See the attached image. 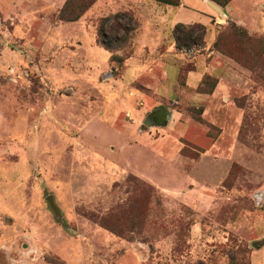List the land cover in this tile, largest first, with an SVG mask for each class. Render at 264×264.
I'll use <instances>...</instances> for the list:
<instances>
[{"label":"rangeland","instance_id":"1","mask_svg":"<svg viewBox=\"0 0 264 264\" xmlns=\"http://www.w3.org/2000/svg\"><path fill=\"white\" fill-rule=\"evenodd\" d=\"M65 2L0 0L12 8L0 10V264H251L254 249L264 257V55L251 59L264 35L241 27L250 40L238 47L234 23L218 29L231 86L213 125L203 108L128 75L136 32L123 49L100 44L98 24L115 13L94 2L62 22ZM188 47L191 56L177 49L181 86L205 51ZM207 77L201 90L217 81ZM153 101L173 115L169 126L144 124Z\"/></svg>","mask_w":264,"mask_h":264},{"label":"crops","instance_id":"2","mask_svg":"<svg viewBox=\"0 0 264 264\" xmlns=\"http://www.w3.org/2000/svg\"><path fill=\"white\" fill-rule=\"evenodd\" d=\"M207 1L213 2L179 0L178 6H171L151 0H95V5L97 8L105 6L104 11L107 13L129 12L138 21L136 50L134 57L127 61V73L130 77H146V82H143L146 89L159 97L165 95L171 102L182 107L203 108V117L209 116L208 122L217 125L215 111L221 109L220 99L229 102L231 86L228 72L224 73L230 61L219 55L213 47L218 29L232 22L251 35H264V0H222L223 6L213 2L222 9L225 17L216 14ZM0 10L8 13L12 8ZM24 12L28 15L26 11ZM178 24H199L205 29V51L192 58L194 69L187 73L183 86L176 82L182 58L177 52L173 37L174 27ZM163 44L165 47L158 53ZM143 53H149L145 63L140 60ZM204 76H214L217 80L211 94L197 91ZM159 106L160 102L155 101L153 108H163ZM172 117L170 114V120ZM236 118L237 114L236 116L232 114L225 122L230 134L237 125ZM188 121L190 120L187 119L186 123ZM168 123L166 126H169ZM223 131L225 133V128ZM261 253L254 249L251 264H264Z\"/></svg>","mask_w":264,"mask_h":264},{"label":"trees","instance_id":"3","mask_svg":"<svg viewBox=\"0 0 264 264\" xmlns=\"http://www.w3.org/2000/svg\"><path fill=\"white\" fill-rule=\"evenodd\" d=\"M160 4H166L171 6H178L179 0H151ZM216 4L223 6L222 0H212ZM94 0H66L62 8L58 12L57 20L62 22H73L78 20L87 10L94 4ZM138 28V21L129 12H119L111 16L104 17L100 20L97 27V37L100 44L109 52L114 50L123 49L131 39L132 35ZM230 34L233 35V40L238 47L241 44L247 42L249 37L246 36V31L241 27L232 24L230 26ZM111 35L110 37H108ZM205 35V29L199 24L183 25L178 24L174 27L173 37L175 46L180 49L184 45H198L203 46V38ZM261 39V38H260ZM221 35H218L213 45L215 51L221 50ZM264 42V37L262 39ZM223 52V51H222ZM225 53V52H224ZM227 54V53H226ZM248 55V54H247ZM264 48L259 53L252 54L251 59L259 60V57H263ZM111 62L121 63L123 59L112 54ZM208 79L204 76L200 85L198 86L199 93L211 94L216 81L213 83V87L209 90H201L203 81Z\"/></svg>","mask_w":264,"mask_h":264},{"label":"water","instance_id":"4","mask_svg":"<svg viewBox=\"0 0 264 264\" xmlns=\"http://www.w3.org/2000/svg\"><path fill=\"white\" fill-rule=\"evenodd\" d=\"M207 3L216 14L225 17L224 12L218 5L214 4L211 1H207ZM169 120L170 111L167 108H160L150 112L147 118L144 120V124L149 127H165ZM47 201L49 202L50 206L55 210L56 207L53 203L52 198L49 197Z\"/></svg>","mask_w":264,"mask_h":264},{"label":"built area","instance_id":"5","mask_svg":"<svg viewBox=\"0 0 264 264\" xmlns=\"http://www.w3.org/2000/svg\"><path fill=\"white\" fill-rule=\"evenodd\" d=\"M188 46H190V45H184V46H182V47H184V51H183V53L185 54V55H189V56H191L192 54H193V50L190 48V47H188ZM195 46V45H194Z\"/></svg>","mask_w":264,"mask_h":264}]
</instances>
